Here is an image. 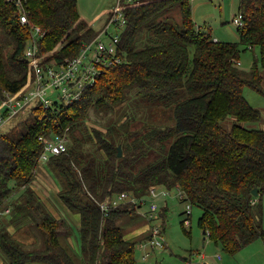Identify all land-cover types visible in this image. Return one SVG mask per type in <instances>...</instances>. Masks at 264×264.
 Wrapping results in <instances>:
<instances>
[{
    "label": "trees",
    "instance_id": "obj_1",
    "mask_svg": "<svg viewBox=\"0 0 264 264\" xmlns=\"http://www.w3.org/2000/svg\"><path fill=\"white\" fill-rule=\"evenodd\" d=\"M22 2L28 24L21 22L14 0H0V100L27 80L25 50L32 26L45 31L41 53L62 41L53 54L58 61L77 55L98 33L81 19L78 0ZM191 2L151 0L128 8L122 63L107 68L78 101L35 107L34 122L20 137L0 130V213L9 216V225L20 212L29 214L45 235L43 246L24 248L7 226L0 227V264H137L136 246L151 238L155 224L138 242L125 237L118 220L143 204L125 200L106 215L99 203L121 193L140 199L152 186L176 188L181 200L200 207L198 225L230 255L258 238L264 241V129L244 125L262 119L244 87L264 95V0H240L244 26L238 27V42L201 31ZM255 47L260 57L244 71L242 52ZM180 90L185 92L175 106L176 123L155 126L147 137H134L128 128L122 132L127 116L118 121L123 128L113 120L105 129L87 124L91 111H116L136 98V91L153 103L169 101ZM64 133L70 138L68 151L47 162L62 177L59 198L78 215L80 255L61 242L73 234L71 223L55 216L33 187L43 151L39 137ZM151 156L155 160L141 165ZM141 214L151 222L164 218L165 211L158 207L157 218ZM161 229L163 234L164 222Z\"/></svg>",
    "mask_w": 264,
    "mask_h": 264
},
{
    "label": "rangeland",
    "instance_id": "obj_2",
    "mask_svg": "<svg viewBox=\"0 0 264 264\" xmlns=\"http://www.w3.org/2000/svg\"><path fill=\"white\" fill-rule=\"evenodd\" d=\"M116 3L117 0H78V8L81 17L86 21H90L100 11L105 8L108 9ZM239 6L240 0H195L191 2L193 17L199 29L211 33L216 40L229 42L240 41L238 27L233 22V17L239 13ZM173 14L176 18L179 17L178 5L173 8ZM104 20L105 17L97 22L94 25L95 29L101 30ZM115 31V27L110 29V32L114 33ZM61 42L57 44L55 50H57ZM8 50L9 48L5 49L6 52ZM259 57V47L248 49L242 52L239 67L244 71H249L253 62ZM183 91L180 90L179 94L169 101L158 100L153 103H148L145 99L140 98L141 93L136 91L132 94L136 98H131L127 103L118 106L116 111H91L87 124L90 127L105 129L108 122H112V120L121 122L123 117L127 116L129 119L125 123L129 122V125L124 128L123 126L119 127L120 123L118 122L116 127L123 128V133H126L128 128L130 132H134V137H147L155 126L174 125L176 123L174 116L175 106L178 101L184 98ZM244 96L253 107L259 109L262 113L261 120L244 123V125L264 129V95L245 86ZM55 97H58L57 94ZM34 119L35 113L33 110L25 111L12 119L7 125L2 126L1 129L8 130L15 138H18L27 130L29 125L33 124ZM227 124L229 126L230 121H227ZM67 136L69 138L68 134ZM153 159L154 156H151L150 159H146L141 165L148 161L152 162ZM61 178L60 174L50 167L47 161H40L33 187L44 199L45 206L55 216L64 217L71 223L73 234L70 237H62L61 242L69 247L71 251L80 255L78 215L66 206L58 196L62 185ZM178 192L176 188H172L169 195L161 196L155 200L158 204L159 212L165 211L164 218L160 217L149 222L141 214L147 213L149 210L151 199L148 198L139 211L123 215L118 220L125 237L138 242L145 240L144 238L151 224L161 225L164 222L163 246L148 247L150 255L144 259L145 250L140 249L137 245L135 250L137 264H264V241L261 238L230 255L220 245H217L205 235L203 229L198 225V219L202 214V209L198 206H192L190 219L188 221L185 220L183 225L182 221L187 217V214L183 213L187 209V203L179 198ZM18 195L19 193L15 194L16 197ZM261 204L263 206L264 227V195L262 196ZM8 217L4 213H0V227L7 226V230L14 235L24 248H38L44 245V231L37 225L35 218L20 212L16 219L13 220V224L9 225L8 220L10 218Z\"/></svg>",
    "mask_w": 264,
    "mask_h": 264
},
{
    "label": "built area",
    "instance_id": "obj_3",
    "mask_svg": "<svg viewBox=\"0 0 264 264\" xmlns=\"http://www.w3.org/2000/svg\"><path fill=\"white\" fill-rule=\"evenodd\" d=\"M22 10L21 22L28 24V16L22 0H14ZM151 0H117V3L108 11V19L96 36L85 42L79 53L73 57H67L63 61H58L53 57L54 50L41 53L39 42L45 35L39 26H32L31 37L27 43L25 56L28 60V74L25 84L16 92L5 91V98L0 100V111L6 109L0 115V130L12 119L21 113L33 110L41 105L48 108L54 103L72 104L78 101L84 91L93 87L100 75L111 66L124 61V52L120 53L121 36L127 26L126 10L130 7L138 6ZM195 1V0H191ZM233 22L237 27L244 26V16L239 11L233 17ZM112 27L116 31L110 32ZM57 94V98L55 95ZM43 145L40 161L45 162L52 155H58L68 151L69 138L64 134L41 135L39 137ZM170 191L158 186H152L149 195L143 198L131 197L121 193L116 197L108 196L99 203L102 211L106 215L114 206L120 205L123 201L129 200L134 203H146L150 198V207L147 214L149 218H157L158 204L155 200L161 196L169 195ZM179 198H183L181 191ZM191 204L187 203L186 221L190 219ZM152 229L151 238L139 243L138 247L145 250L143 258L149 256L148 247L156 248L164 244L161 225L155 224Z\"/></svg>",
    "mask_w": 264,
    "mask_h": 264
},
{
    "label": "crops",
    "instance_id": "obj_4",
    "mask_svg": "<svg viewBox=\"0 0 264 264\" xmlns=\"http://www.w3.org/2000/svg\"><path fill=\"white\" fill-rule=\"evenodd\" d=\"M112 7H114V5L111 6V7H109L108 9L105 8V9H103L102 11H100L95 17H93L92 19H90V21H86V20H85V21H86L89 25L94 26L97 22H99L102 18L105 17L104 24H103V26H102V28H103L104 25L106 24L107 19H108V11H109ZM81 19H84V18L81 17ZM215 39H216V38H215ZM149 255H150V253H149Z\"/></svg>",
    "mask_w": 264,
    "mask_h": 264
},
{
    "label": "water",
    "instance_id": "obj_5",
    "mask_svg": "<svg viewBox=\"0 0 264 264\" xmlns=\"http://www.w3.org/2000/svg\"><path fill=\"white\" fill-rule=\"evenodd\" d=\"M118 154H119V155L122 154L121 146H120V145L118 146ZM252 192H253V194H254L255 196H258V194H259V189H258V188H254ZM203 231H204L205 235H207V231H206V230H203Z\"/></svg>",
    "mask_w": 264,
    "mask_h": 264
}]
</instances>
